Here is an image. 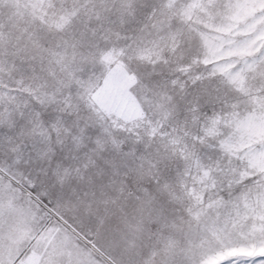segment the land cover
Returning <instances> with one entry per match:
<instances>
[{
	"label": "snow or ice",
	"instance_id": "obj_1",
	"mask_svg": "<svg viewBox=\"0 0 264 264\" xmlns=\"http://www.w3.org/2000/svg\"><path fill=\"white\" fill-rule=\"evenodd\" d=\"M0 264H264V0H0Z\"/></svg>",
	"mask_w": 264,
	"mask_h": 264
}]
</instances>
